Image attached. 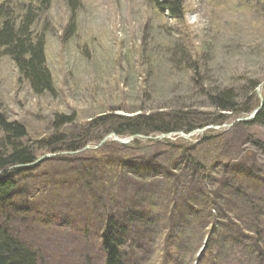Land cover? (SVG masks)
<instances>
[{
  "label": "rangeland",
  "instance_id": "374dc122",
  "mask_svg": "<svg viewBox=\"0 0 264 264\" xmlns=\"http://www.w3.org/2000/svg\"><path fill=\"white\" fill-rule=\"evenodd\" d=\"M182 4L183 14L174 18L146 0H0L14 19L28 8L34 13L30 30L34 37L44 36L54 88L34 93L0 47V114L25 129L21 145L37 158L49 153L51 137L64 135L65 144L86 134L102 138L112 116L212 113L215 108L207 95L222 88L233 89L240 107L246 98L257 96L256 89L264 84V0H183ZM218 113L227 115L224 127L204 130L212 132L207 139H200L203 132H199L185 140L171 137L172 144L106 141L97 149L61 155L82 157L81 163L92 151L115 160L147 155L163 167L151 198L148 191L131 190L133 200L128 201L124 185L99 186L95 192L117 193L111 206L104 203L96 210L77 180L45 186L47 178L69 168L65 162L52 161L21 180L11 206L0 211L8 219L2 220L4 227L36 252L39 264H103L100 219L122 206L131 220L125 223L120 216L123 220L118 223L126 225L121 237L125 264H264V126L236 122L228 127L235 117L229 111ZM67 117L72 120L59 121ZM183 148L207 167L190 183L187 171L192 168L177 156ZM73 165H79L76 171L83 168ZM120 166L129 176L127 164ZM76 173L65 176L75 179ZM207 175L213 178L206 179ZM190 185L200 186L228 211L242 212L248 222L234 223L242 225L240 232L246 237L239 241L234 231H214L215 223H205V216L193 211L201 210L198 204L188 213L190 222L164 223L167 214L179 215L177 204ZM254 204L258 218H252ZM160 214L161 219L154 220ZM230 215L235 219L234 213Z\"/></svg>",
  "mask_w": 264,
  "mask_h": 264
},
{
  "label": "trees",
  "instance_id": "16d2710c",
  "mask_svg": "<svg viewBox=\"0 0 264 264\" xmlns=\"http://www.w3.org/2000/svg\"><path fill=\"white\" fill-rule=\"evenodd\" d=\"M146 1L152 3L160 11L166 10L174 18H179L183 14V0ZM25 12L27 13L22 15L20 19L18 18L19 20L14 19L12 16L13 13L7 11L2 5H0V47L3 48L4 54L8 55L14 62L18 74L22 79H25L28 82L29 87L34 93H50L54 88L46 65L45 39L42 34L37 37L32 36L30 29L35 19L34 15L32 16L34 13L29 8ZM248 90L250 89L248 88ZM210 94L207 95V99L210 105L215 108V111L212 113L194 111L191 114L163 111V113L158 112L149 115L138 114L134 117L128 116L125 118L112 116L113 119L109 121L112 122V125H107L104 128V132L108 133L113 131L119 136L135 134L154 135L175 130L189 132L205 125L221 124L222 120H224L227 115L218 113L219 111H229V114L236 118L247 115L258 104V98L254 95V98L251 99V97H249L242 101L244 105L240 107L238 102L241 103V100H237L234 91L231 88L218 89ZM102 119L103 118H99L98 121ZM70 120L72 119L67 117L64 120L59 121L61 123H68ZM254 123L262 124L264 126V103L253 119L238 122L237 125L249 126ZM0 132L3 134V136L0 137V170L9 167V169L4 170L0 175V211L2 212H5L6 207L11 206L12 197L19 188L21 180H25L32 176L34 170L43 166L42 163L47 164L52 161L65 162L64 164L69 166L67 172H64L61 169L59 175L54 174L52 179H46L45 186L49 185L56 187L58 180L68 184L77 180V186L80 188V191L83 193L86 191L91 199L93 208L96 210L103 207L104 203L111 206L114 201L113 194H116L117 192H111L113 194L109 195L106 191L97 190V192H95V188L99 186L104 188L108 186L118 188L121 184L125 186V195H129L128 201L133 200V196L130 193L131 190L139 192L148 191V198H151L155 193V186H153L154 181L156 183L160 182L156 180H160L163 175V167L159 164H155L156 162L151 161L147 155L138 158H127L128 160L125 159V161L122 157L117 156L116 160L115 157H99L97 156L98 152L96 151H92L91 155L84 157L83 163H81L82 157L58 156L52 159H46L41 164L32 167L23 166L31 163L36 158L35 154L30 153L27 150V147L22 146L19 142L21 138L25 137V129L16 122L7 121L0 114ZM211 133L208 134L203 132L202 135L198 134V136L200 139H207L208 137L213 136ZM100 136L97 134L96 136L94 135L91 137L86 134L81 136V139L74 138V141L69 144H65L67 138L64 135H60L57 138L51 137L52 139L49 141V145L52 147L49 152L78 150L86 144L98 142L101 139ZM179 138L185 140L182 137ZM141 143L160 145L161 143L172 144V141H170V139L153 141L134 138L129 142V144L134 145ZM191 145V149L195 147V145ZM188 150V148H183L181 151L179 150L177 156L178 158L184 159L187 162L186 164H189L192 168L191 171H187V175H191V179L189 180L190 183L193 179L195 180L201 176V173L204 172L207 167L201 162V160L195 158L193 153ZM73 163L81 164L84 169L81 168L80 171H76L78 170L79 165L74 166ZM120 164H127L129 167V176L126 174L127 172L125 170L122 171L120 169ZM5 165L7 166L5 167ZM171 168L174 167L171 166ZM228 170L229 169L223 170V172ZM69 173H76L73 175L75 176V179L74 177L69 179L65 176ZM62 177L63 180L60 179ZM211 178L213 177L210 175L206 176V179ZM198 187L195 188L191 186V189L185 191L186 194H183L182 197H180L182 203L181 205L177 204L179 215L176 216L173 212L171 214H167L166 212L163 213L164 215L167 214L164 223H171L172 225V223H181L184 219L186 222H190L191 220L188 213L192 210L193 204H198L201 210L193 211L200 215H204L205 223H215L214 231L218 229H224L225 232L234 231L237 240L240 241L242 238H245L246 235L240 232V229L243 228L240 223H247L248 221L242 218V212H238L237 209L236 211L238 213L233 210L228 211L225 206L218 204V199L216 197H210V193H207L205 190ZM180 191L182 190L180 189ZM220 191L221 189H219L215 195L218 198L222 196ZM235 191L237 193L241 192L238 187L235 188ZM178 197L179 196L174 199L177 200ZM168 198H171L169 201H172V197ZM18 210L23 209L20 208ZM253 210L254 212L256 211V213H252V218H258L260 211L256 204H254ZM126 212V208L121 206L118 211L115 209L111 210L106 217L100 219L103 223V226L99 231L101 233L99 234L100 245L104 252L103 264H125V255L122 253L123 242L121 241V237L124 231H126V225L125 227L123 225L119 226L118 223H122L123 220L120 216L125 218V223L131 222L128 214L124 215ZM168 212H170V210ZM231 213L235 214V219L230 215ZM31 214L34 215V212L32 211ZM155 217L154 220L158 221L161 219L162 214L156 215ZM206 217L209 218L206 220ZM252 218H250L251 223H253ZM2 220L5 222L8 221V219L3 217V213L0 214V264H39L36 252L24 241L10 233L9 230L4 227ZM234 221L240 223H234ZM166 241L168 244L169 238H166Z\"/></svg>",
  "mask_w": 264,
  "mask_h": 264
},
{
  "label": "water",
  "instance_id": "95a60500",
  "mask_svg": "<svg viewBox=\"0 0 264 264\" xmlns=\"http://www.w3.org/2000/svg\"><path fill=\"white\" fill-rule=\"evenodd\" d=\"M258 94H259V93H258ZM259 97H260V100L262 101L263 98L260 96V94H259ZM259 109H260V106L257 107V108H255L251 113H249L248 116H246V117H242V118H239V119H236L235 121L251 119V118H253V116L259 111ZM233 123H234V122L230 123L228 126H231ZM205 128H207V127H203V128H201V129H195V130H193L192 132H190V133H188V134H186V135H182V134L179 133V132H178V134L181 135V136L184 137V138H187V137H189L191 134H194V133H198V132L203 131ZM170 135H171L170 133H162V134H158V135H154V136H145V135H142V134H137L136 136H137V137H140V138H143V139H154V140H160V139H162V138H170ZM108 138L115 139V140H117V141L120 142V143H126V142H128V141H130V140L132 139V136L128 137L127 139H120V138H118L114 133H109L108 135H106L105 137H103V138L101 139V141L97 144V146H99L101 143H103L104 141H106ZM97 146H96V147H97ZM85 148H89V147L86 146ZM49 156H50V154H45V155L39 157V159H38L37 161H40V160H42V159H44V158H46V157H49Z\"/></svg>",
  "mask_w": 264,
  "mask_h": 264
},
{
  "label": "bare ground",
  "instance_id": "6f19581e",
  "mask_svg": "<svg viewBox=\"0 0 264 264\" xmlns=\"http://www.w3.org/2000/svg\"><path fill=\"white\" fill-rule=\"evenodd\" d=\"M263 103H264V99H263L262 101H261V100H258V104L256 105L255 108H257V107L260 106V109H261ZM255 108H254V109H255ZM254 109H253V110H254ZM260 109H259V110H260ZM253 110H251L249 113H251ZM178 132L181 133L182 135H186V133H185L184 131H182V130L170 131V132H168V133H170V134H171L170 137L173 138V137L181 136V135L178 134ZM6 166H7V165H5V167H6ZM7 169H9V167L6 168V169L0 170V175H1V173H2L4 170H7Z\"/></svg>",
  "mask_w": 264,
  "mask_h": 264
}]
</instances>
